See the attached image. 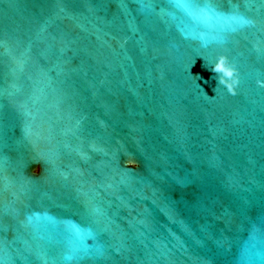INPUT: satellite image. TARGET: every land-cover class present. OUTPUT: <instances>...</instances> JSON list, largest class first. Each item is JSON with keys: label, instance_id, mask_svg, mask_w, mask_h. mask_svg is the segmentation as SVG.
Masks as SVG:
<instances>
[{"label": "water", "instance_id": "water-1", "mask_svg": "<svg viewBox=\"0 0 264 264\" xmlns=\"http://www.w3.org/2000/svg\"><path fill=\"white\" fill-rule=\"evenodd\" d=\"M0 264H264V0H0Z\"/></svg>", "mask_w": 264, "mask_h": 264}]
</instances>
